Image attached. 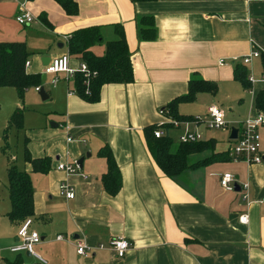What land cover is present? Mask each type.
<instances>
[{
  "label": "crops",
  "instance_id": "0c3cea01",
  "mask_svg": "<svg viewBox=\"0 0 264 264\" xmlns=\"http://www.w3.org/2000/svg\"><path fill=\"white\" fill-rule=\"evenodd\" d=\"M74 1L79 9L76 17H68L53 0H0V43H23L29 54L26 73L41 76L42 83V76L47 77L44 67L68 55L69 36L80 29L102 28V43L91 49L99 57L105 44L116 39L111 27L120 25L131 54L133 82L103 86L97 103L82 101L74 93L73 79L62 74L52 91L45 93L54 116L42 118L36 131L24 137V149L34 160L48 158L49 171L34 173L24 156L22 168L13 165L30 176L31 229L41 238L35 252L45 264H264V162L233 161L231 129L228 145L220 148L216 138L205 134L208 129L192 126L201 136L199 142L213 140L215 145L212 151L188 156L187 165L210 163L169 179L155 165L144 137L146 128L166 123L162 110L187 94L193 77L217 86L214 96L201 93L195 101L207 96L215 100L224 90L235 95L239 87L243 91L233 79L237 65L246 69L247 80L253 79L245 90L251 97L249 118L258 114L254 97L264 94V0ZM21 5L34 17L32 24L15 22ZM141 18H152L153 41L141 39ZM254 51L261 57L241 64ZM69 58L70 69L77 70L82 62ZM234 59L238 60L235 64ZM42 83L37 87L41 89ZM186 104L192 103H179L177 114L195 118L181 113ZM214 104L221 109L222 105ZM242 122L232 129L239 132ZM174 130L182 134L181 129ZM262 139L260 153L264 156ZM177 145L178 139L172 152ZM105 146L120 174L115 196L105 193L101 182L107 165L99 151ZM225 153L228 156L211 160L213 154ZM80 159L81 170L73 174L58 170L60 164H77ZM9 166L0 171V264L17 257L23 264H39L30 255L9 251L17 242L20 225L7 219L11 210ZM225 173L234 177L239 192L220 187L219 179ZM61 184L74 189V199L60 194ZM243 215L246 224L240 222ZM116 238L129 243L122 258L106 247ZM76 240L88 248L86 256L77 255Z\"/></svg>",
  "mask_w": 264,
  "mask_h": 264
},
{
  "label": "trees",
  "instance_id": "16d2710c",
  "mask_svg": "<svg viewBox=\"0 0 264 264\" xmlns=\"http://www.w3.org/2000/svg\"><path fill=\"white\" fill-rule=\"evenodd\" d=\"M33 1V0H28ZM68 17H76L79 13L78 5L74 0H53ZM132 4L155 2L156 0H129ZM45 27H50L45 19H40ZM140 35L143 41H153L155 31L153 29L152 18H141ZM116 39L105 44L104 54L95 56L91 49L95 45H100L103 41L102 28L90 27L74 32L67 41V51L70 57L85 63L91 76L85 77L77 72L73 76L74 93L82 101L88 104L99 102L101 88L105 85L118 84L127 85L133 82V69L131 65V54L127 47L123 29L120 25L111 27ZM29 59V54L23 43H0V88H13L17 97L23 101L24 93L27 89L41 85V76L26 73L25 63ZM264 73V58L262 59ZM247 72L244 67L237 65L233 70V79L238 82L244 90L250 89L247 80ZM217 86L213 82L204 81L198 78H191L188 82L187 94L176 98L169 103L162 114L166 118V123L153 125L144 130V137L147 149L157 168L167 178L172 179L179 176L186 170H194L210 163L208 160L193 165H187V157L204 151H212L214 141L206 143H178L176 151L172 152L174 140L167 134L171 121H192V117L180 116L176 112L179 103H193L196 96L201 93L215 95ZM254 108L256 112L264 114V94L258 93L254 97ZM11 126L20 130L23 126V113L16 109L9 118L8 128ZM163 130L164 136L155 138L154 132ZM6 130L4 131V137ZM24 161L32 167L34 173L45 174L49 171V159L43 158L34 160L26 149L23 152ZM99 156L105 159L107 171L102 176L101 182L105 193L115 196L120 190V174L112 157L110 149L105 146L99 151ZM228 156L226 154H213L211 160L217 157ZM8 195L11 203V210L7 214V219L14 224H20L25 219L34 214L33 190L30 176L11 165L6 170ZM6 264H23L17 257Z\"/></svg>",
  "mask_w": 264,
  "mask_h": 264
},
{
  "label": "built area",
  "instance_id": "2783aa9c",
  "mask_svg": "<svg viewBox=\"0 0 264 264\" xmlns=\"http://www.w3.org/2000/svg\"><path fill=\"white\" fill-rule=\"evenodd\" d=\"M34 17L29 14L24 5L18 8V13L15 17V22L20 26H27L34 22ZM261 55L258 51L251 52L248 56L241 59V64L248 65L254 59L260 58ZM69 55H63L59 58L51 60L45 67L43 74L45 76H58L60 74L65 75L67 80H72L75 73L79 72L85 77L91 76L86 64L81 63L77 70H71L69 67ZM238 61L232 60L233 64ZM223 65V62H220ZM29 63H25V67H28ZM264 80V76H263ZM250 83L253 82L251 77L248 78ZM58 82V78L51 80V86H55ZM40 87L35 88V92H40ZM207 120L203 121L201 117H195L192 121H171V128L181 129L182 134L178 138V143H195L199 142L201 136L199 133L191 130V127L204 126L208 130H220L227 127L225 122V115L223 111L215 105H211L206 111ZM264 128V114L258 113L253 118H248L242 122L241 129L237 134V139L232 141L233 146L230 150V156L233 161L244 162L247 164H261L263 163V155L260 153L261 148V136L260 129ZM164 134L160 130L154 132L155 138H161ZM67 141H70L68 138ZM58 170L65 172L66 174H73L78 171V165L75 164H60ZM236 183L234 177L229 174H223L219 179V185L223 190L233 191V186ZM59 192L67 200L74 199V189L67 185L61 184L59 186ZM243 200L246 201L247 197L244 196ZM242 224L247 223V216L240 217ZM32 220L30 218L25 219L20 223L17 229V242L10 249L11 254H29L39 264H45V261L35 252V247L41 243L40 236L31 229ZM58 240H62V237H58ZM76 253L79 256H86L88 248L85 244L76 240L75 242ZM107 248L112 250L118 258H122L129 249V243L123 238L112 239L108 242ZM104 246H99V249H103Z\"/></svg>",
  "mask_w": 264,
  "mask_h": 264
},
{
  "label": "rangeland",
  "instance_id": "374dc122",
  "mask_svg": "<svg viewBox=\"0 0 264 264\" xmlns=\"http://www.w3.org/2000/svg\"><path fill=\"white\" fill-rule=\"evenodd\" d=\"M53 78H58V76H47L42 83L41 87L47 94L53 89L50 85ZM60 84H64V82ZM217 96L218 97H216L215 100L211 99L209 96L200 97L194 103L184 105L185 107L182 108L181 113L183 115L201 117L203 121H206L207 108L213 103L222 105L220 107L225 113L227 127L220 130H207V132H205V134L212 135L213 138H216L218 146L222 148L228 145L227 140L230 129L237 127L239 121L247 120L253 114V111L251 109V97L245 90L242 91L241 87L237 89L236 95L234 92L224 90L223 92L218 93ZM51 108L52 102L49 99L42 100L39 94L34 91V88L26 90L23 101L17 97L14 89L0 88V171L4 170L9 164L22 168L24 137H26L29 132L32 134L36 131L38 125L45 120L42 118H46L49 114L50 116H54L53 112L50 110ZM16 109L21 110L23 113V128L18 130L16 127L11 126L7 129L9 118ZM5 130L6 137H4ZM261 134V139L263 138L262 141L264 143L263 129ZM169 135L173 138L174 143L177 144V139L181 135V132L170 129ZM35 141L37 145V139ZM30 143H33V141ZM222 143L224 144L220 145ZM263 147L262 153L264 152ZM217 151L222 150L218 149Z\"/></svg>",
  "mask_w": 264,
  "mask_h": 264
},
{
  "label": "water",
  "instance_id": "95a60500",
  "mask_svg": "<svg viewBox=\"0 0 264 264\" xmlns=\"http://www.w3.org/2000/svg\"><path fill=\"white\" fill-rule=\"evenodd\" d=\"M47 61V59H46ZM42 80H45V77L42 76ZM40 98L42 100H46L47 99V96H45V92L43 90V88H41L40 92L38 93ZM55 127V126H53ZM237 134H238V130L237 129H231V132H230V136H229V140L230 141H234L237 139ZM89 155H87L88 157ZM263 162H264V156H263ZM82 163H83V159H80L78 162H77V165H78V168L81 170L82 169ZM233 190L235 192H239V187L237 186V184H234L233 186ZM26 256H29V254H26Z\"/></svg>",
  "mask_w": 264,
  "mask_h": 264
}]
</instances>
